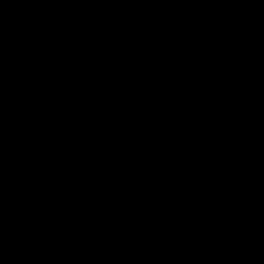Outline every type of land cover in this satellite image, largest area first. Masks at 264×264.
Returning <instances> with one entry per match:
<instances>
[{"label":"water","instance_id":"obj_1","mask_svg":"<svg viewBox=\"0 0 264 264\" xmlns=\"http://www.w3.org/2000/svg\"><path fill=\"white\" fill-rule=\"evenodd\" d=\"M0 264H264V0H0Z\"/></svg>","mask_w":264,"mask_h":264}]
</instances>
